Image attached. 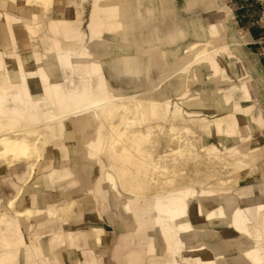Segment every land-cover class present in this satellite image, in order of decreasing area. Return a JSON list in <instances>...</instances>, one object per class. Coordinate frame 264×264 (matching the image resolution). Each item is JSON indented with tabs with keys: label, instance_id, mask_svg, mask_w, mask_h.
Masks as SVG:
<instances>
[{
	"label": "bare ground",
	"instance_id": "1",
	"mask_svg": "<svg viewBox=\"0 0 264 264\" xmlns=\"http://www.w3.org/2000/svg\"><path fill=\"white\" fill-rule=\"evenodd\" d=\"M56 1L60 0L0 1V6H4L6 10L9 7L12 11L10 14L0 10L11 42L10 47L0 46V55L3 56L0 57V71L4 72L0 73V150L3 155H8L9 165L26 158L31 152L36 153L34 160L25 162L26 170L18 174L22 185L6 202L15 211L16 219L9 220L7 212L0 213V264L19 263L17 250L24 242L23 231L28 227L32 232L35 227L30 222L21 223L22 218L27 220L25 215L31 214L37 221L36 216L46 214L50 218L54 212V208L16 210L13 207L34 171L42 149V137L39 133L30 141L25 136L17 135L16 132L21 127L17 125L18 121L23 118L34 121L37 126L45 127L43 132L52 135H58L66 128L73 129L77 140L71 144V149L79 154L81 161L76 162L77 165L73 168L76 175L86 182L87 190H91V176L94 174L91 156L102 153L107 145L101 132L102 125L97 121L102 117L108 119L106 125L114 151L127 163L122 168L123 174H131L130 168L133 166L146 170H163L164 166L153 159L151 149L143 143L152 131L132 127H138L143 122L147 107L152 111H159L152 119L167 120V142L173 152L187 151L189 154L191 150L182 149L181 144H176L193 143L192 139L185 136L195 133L194 128L198 127L202 131L198 133L202 143L196 145V155L191 153L187 160L191 161L194 156L202 153L213 165L216 150L213 144L216 137L214 132L221 130L223 121L221 117L218 118L219 114L208 117L209 113L202 105V100L213 96L216 98L214 106L221 109L220 93L223 87L218 84L215 76L220 72L230 79L239 71L235 63L226 61V47L223 45L196 40L178 43L185 34L199 37V30L203 28H208L210 34L215 35L217 27L207 22L203 24L200 18L193 17L190 13L192 8L184 10L174 6L173 14H169L166 0H108L106 3L95 0L84 29L71 24L74 22L68 16L70 14L61 26H58L60 18L56 17L57 27L53 26L52 29L65 32V38L75 40L73 44L64 48L59 44L60 38L53 35L49 37V44L47 42L42 48L34 50L31 46L29 53L21 55L14 42L12 25L16 26L17 31H25V24L40 18ZM67 2L70 3L69 0ZM100 4L109 7L110 12L117 17L115 24L112 21L106 24L100 20L97 10ZM37 6L42 11H33ZM17 8H22L26 13L16 15L14 11ZM25 33L28 37L27 31ZM119 40L125 42L120 43ZM154 40H163L165 44L172 46L159 49L152 43ZM157 49L158 52H153ZM185 72H189L192 77L190 85H198L205 80L202 88L195 87L190 91L180 92ZM210 85H216L217 91L210 90ZM172 94L177 95L176 101L171 98ZM233 120L236 123V118ZM177 121L182 124L177 125ZM240 121L242 125L249 124L244 118ZM225 130L228 131L226 128ZM83 142L91 149L86 150ZM115 144L119 148L116 149ZM166 151L167 149L162 153ZM100 163L104 170L101 173L99 191L105 218L119 224V227L132 224L131 227L135 228L131 232H124L120 238L122 242L132 245L135 236L147 235L155 240V247L161 248L164 237L179 240V243L172 244L174 256L170 261L148 258L150 264L215 263L213 251L227 249L226 244L221 241L214 244V240L218 239V231L228 236L233 235L238 248L249 250L256 264H264L262 243L252 239L242 240L234 235L249 229L258 235L263 231L264 204L245 203L253 193L261 192L260 176H253L230 190H217L216 187L226 180V177L220 175L219 168L206 172L194 183L190 175L193 168L188 165L190 162L186 167H181L180 163L172 170L184 171L185 174H171L173 180L170 181L184 183V186L138 196L124 190L134 187L133 183H138L136 176L129 179L133 183L123 181L121 185L105 169L104 162ZM200 165L202 170L205 164ZM32 198L36 199L37 204L38 197L35 193L29 199ZM91 203L93 205L92 201ZM254 221H259L261 226H252ZM63 223L54 235V239L60 244H64L63 233L65 235L69 230L63 229ZM248 223L252 224L247 227ZM90 229L95 231L93 236L96 242L100 241L104 235L102 228L94 226ZM82 231H88L85 223L70 231L68 238L72 237L75 241L80 237L77 234ZM31 235L39 242L38 232ZM37 246L38 244L33 245V254L24 252V257L32 264L37 257L45 255ZM130 248L124 252L126 264H139L145 246H134L128 253ZM216 263L220 264L221 261L216 259Z\"/></svg>",
	"mask_w": 264,
	"mask_h": 264
},
{
	"label": "crops",
	"instance_id": "2",
	"mask_svg": "<svg viewBox=\"0 0 264 264\" xmlns=\"http://www.w3.org/2000/svg\"><path fill=\"white\" fill-rule=\"evenodd\" d=\"M74 1L79 4H69L67 0L55 2L52 8L53 13H60L66 17L68 14L72 15L75 10L78 11L81 8L84 19L87 21L93 0ZM166 1L169 14L170 12L173 14L174 6L184 10L191 9L187 7V0ZM198 3L200 7L192 8L191 15L195 18H200L203 24L207 22L215 25L217 33L211 35L208 28H203L199 30V37L185 34L184 37L180 38L178 43L206 38V40L213 41L214 44L226 47V61L235 63L239 71L235 75H232L230 79L225 76L228 79L227 82L218 81L224 87L220 93L221 109L216 110L214 101L208 102L206 106L209 111L211 110L210 112H217L219 114L240 110L241 115L246 118L249 127L252 128L251 149L256 150V159L262 162L264 161V55L260 54L261 44L259 42L264 37V32L258 22L259 5L253 0H198ZM10 10L8 7L7 12L11 14L12 11ZM14 12L18 16L26 13L22 8H17ZM0 21V46L10 47L11 42L8 28L1 16ZM12 31L15 36L14 42L19 48V53L24 55L30 52L21 48L26 45L21 41L24 38L23 36H25L26 40L28 39L25 31H17L14 24L12 25ZM168 46L172 45H163V47ZM56 142L54 141L51 143V146L44 148L40 158L36 161L32 177L23 186L22 192L16 198L15 208L24 210L32 207L44 210L59 208L61 205L75 200V204L70 208L71 211L66 214L68 215V219L64 220V223L62 222V227L63 229L75 230L79 225L85 223L88 231H82L80 234L76 233L77 236H80L75 241L76 245L68 246L53 240L55 232L61 228V221L58 219L60 215L54 216L55 218H49L46 214L36 216L38 217L37 221H34V216L29 217L26 221L22 218L21 223L28 224L30 222L35 227H33L32 232L28 227L23 231L24 242L18 247L19 250H17L20 259L19 263L12 262L9 264H32V262H29L24 257V252L27 251L33 254V245L37 244V248H40L45 255L37 257L34 264H125L123 262L125 250L134 246H146L147 238L135 236L132 245L122 242L120 238L125 233L118 229L119 224L116 225L117 229H115L107 222V218H105L106 214L96 205L92 206L90 199L86 198L89 192L87 191L85 182L79 180L75 173L73 174V179L76 183L72 186L68 183L69 178L65 180L55 179L52 182L49 177L51 170H62L65 168L72 170L73 165H77L73 161V159H76V152L69 148L68 143L63 141V144L67 146V150H62L56 145ZM64 151H66V156H64ZM66 158L69 161L67 164H65ZM19 166V163L11 167L3 162L0 164V197L3 196L1 192H5V196L11 198L15 193L11 185L13 184L15 191L22 185L17 179L16 174L22 173V170L26 167V163L21 170L17 171L18 169L16 168ZM14 171L17 173L15 175L13 173L11 185L10 182L6 184L5 181L8 178V174ZM257 172H259L261 179L262 192L264 191V166L260 167ZM61 184L63 185L61 186ZM261 192L256 191L253 193L250 200L245 203L255 204L262 202L264 204V192ZM33 193L38 197L37 204L34 207L29 201ZM94 226L104 229V235L97 242L93 233L89 231ZM34 232L40 234L38 243L31 235ZM238 254L240 253L235 250L231 255ZM231 255H228V257H231ZM55 256H57V259ZM245 264L249 263L246 262Z\"/></svg>",
	"mask_w": 264,
	"mask_h": 264
},
{
	"label": "rangeland",
	"instance_id": "3",
	"mask_svg": "<svg viewBox=\"0 0 264 264\" xmlns=\"http://www.w3.org/2000/svg\"><path fill=\"white\" fill-rule=\"evenodd\" d=\"M1 1V0H0ZM61 2L63 0H60ZM70 3H76L79 4L78 2H75L74 0H69ZM95 1V0H93ZM93 1H92V7L91 10L93 9ZM99 3H106L108 0H98ZM57 2V1H56ZM97 2V0H96ZM52 7H50L47 11H44L42 13V16L40 18H36L33 20H30L29 24H25L23 27L25 29V31H27L28 33V39L30 40H26L25 36H23V40H21L23 43H25L26 45H24L23 47H21L23 50H27L30 51L31 50V46H33V50L34 48H42V45L46 44L49 41V37L50 36H58L59 39V44H61L62 47L66 48L69 45L73 44V42L75 41L74 39H67L65 38V32L63 31H59L56 29H52L53 26L57 27V23L55 22L56 17L58 16L60 18L61 23L58 26L63 25L62 23L64 21H66L67 16H62V14L60 13H53L52 11ZM0 10H4L7 12V10L5 9L4 6H0ZM90 10V12H91ZM97 10L99 11V16H100V20L105 22L106 24L108 22H111L113 24H115L117 17L110 12V8L109 7H105L103 5L100 4V7L97 8ZM28 11L29 10L28 8ZM35 12H40L42 11V8L40 6H37L34 8ZM73 11V10H72ZM89 12V14H90ZM17 15V14H16ZM71 19L72 22L71 24H75L77 25V27L84 29L87 27V21H85L84 16H83V10L80 8L78 11L75 10L74 13H72V15H68ZM35 18V17H34ZM23 23V22H22ZM104 33L106 34V31L104 30ZM48 37V38H46ZM199 41L201 43L209 41L205 39H200V40H196ZM31 42V44H30ZM120 43L125 42L124 40H119ZM155 46L162 48L163 45L165 44L163 40H154L152 42ZM159 43V44H158ZM49 44V42H48ZM152 44V45H153ZM217 45V44H215ZM27 48V49H26ZM146 48V47H145ZM159 49L153 51V52H158ZM29 53V52H28ZM152 53V52H150ZM190 56H192V54H189ZM0 57H3L0 55ZM227 59V58H226ZM0 73H4L3 71H0ZM188 73V74H187ZM183 81L181 86V90L180 92L183 91H190L193 88H202L204 81L198 83V85H190L189 80L192 78L190 76L189 72H185L183 75ZM217 82H227L228 79H226L225 75L223 73H218L215 76ZM5 79V78H2ZM1 79V80H2ZM222 80V81H221ZM243 80V79H242ZM218 82V84H219ZM232 83V82H231ZM186 84V85H185ZM217 84V85H218ZM211 89L210 90H214L217 91V87L216 85H210ZM224 88V87H223ZM222 88V89H223ZM187 89V90H186ZM219 91V90H218ZM209 95V93H208ZM171 98L173 100H177V95L172 94ZM215 97L210 96L208 98L204 97V100H202V105H204V107H206V111L209 113L208 117H212L214 115H217L219 113L217 112H210L208 107L206 106L208 102H213L215 101ZM216 110H220V109H216ZM159 113L158 110L152 111L150 109V107L146 108V113L144 114V120L142 123H140L137 126H132L133 129L134 128H140L141 130H149L152 131L150 136L148 138H151L150 140H148V138H146L143 143L145 144V147L150 148L151 152H152V157L153 159H155V161L161 163L164 167L162 168L163 170H146L144 168H135L134 166L130 168L131 170V174H123V170L122 168H124L126 166L127 163H124L120 157L119 154L116 153V151H114L112 144L110 142V135L108 134V129H107V125L106 123L108 122L107 117H102V119L97 120L99 124H101V132L104 134V139H105V143L107 145H105V147L102 149V153H95L92 154L91 159H92V170L94 171L93 176H91V181H92V185H91V190H87L89 193H87L86 198L90 199L93 202V207L96 205L101 211H102V204H103V200L101 197V194L99 191L100 188V183H101V173L104 170L103 167H101V161L104 162L105 164V169H107L109 172H111L116 178L117 182L121 185H123V181H127V182H132V177L136 176L139 181L138 183H133L135 186L134 187H128L125 188L124 190L131 193V194H135V195H148L150 193H161V192H165L166 190L172 189V188H178V187H182L185 184L184 183H173L170 180H173V177H171V174H185L184 171H173V167L179 165L180 163L182 164L181 167H186L187 163L190 167L193 168V171L190 173L191 177L193 178L194 183H196L198 181V179L205 174L206 172L209 173L211 171H213V169L215 170L219 168L220 171V175L223 177H226L225 182L222 185H219L218 187H216L217 190L219 189H232L238 185H240L241 183H243L245 180L253 177V176H259V172L258 169L260 167H263L264 164L262 162L257 161L256 156V150L255 149H251V141H252V136H253V132H252V128L249 127V124L245 123V125H242L241 123V119L244 118L246 120V118L241 115L240 110L239 111H231V112H226V113H222L218 115V118L221 117V120L223 121V125L221 127L220 131L214 132V134L216 135L215 137V141L213 142L214 147L216 148L215 150V155L214 159H213V165L209 163V161H207L206 156H204L202 153L198 154V156H194V158L191 161H188L187 158L188 156L192 153L193 155H196L197 149H196V145H201L200 143V139H199V134L200 132H202L198 127L194 128L195 133H192L190 135H186L185 137L192 139L193 143H189L186 144L185 142H178L176 145L181 144V148L182 149H189L191 150V152H189V154H187V151L185 152H173L167 142V120L165 118H160V119H152L151 117H155V115H157ZM239 114V115H238ZM236 116V117H235ZM141 117V116H140ZM147 117V118H146ZM227 117V118H225ZM236 118V123L234 122V118ZM5 122V121H4ZM3 122V123H4ZM34 121L28 120L26 118L21 119L20 121H18L17 125L19 124L21 127L19 128L20 130L17 133V135H21V136H25V138L27 140H32L35 138V136L37 135V133H39L42 137V140L40 142V146H41V150H40V154H42L43 150L45 147L51 146V143L54 141L56 142V145H58L60 147V149L62 150H67L65 146V144H63V141H66L69 145V148H71V144L75 143L77 139H75V133L73 131V129H65L63 130L62 133L60 134H54L52 135V133H48V132H43L45 127L43 126H37L36 123H33ZM199 123H202L201 121ZM158 124V125H157ZM182 124L181 121H177V125ZM232 125H234V127H231ZM6 126V124L4 125ZM198 128V130H197ZM225 128L228 130L226 131ZM41 132V133H40ZM199 133V134H198ZM199 135V136H198ZM193 137V138H192ZM194 138L196 140H194ZM64 139V140H63ZM204 143V142H203ZM84 144V148L86 150H90L91 147L88 146V144L86 142H83ZM206 145H209V143H207ZM116 149L119 148L118 144H115ZM165 149H167V151L165 153H162ZM181 149V150H182ZM180 150V151H181ZM73 151V150H72ZM76 152V151H74ZM41 156V155H40ZM64 156H66V151H64ZM36 157V153L31 152V154H29V156H27L26 158H21L18 161L13 162L12 165H16L17 163H19V167H17L16 169H18L17 171L21 170L22 167H24L25 162L27 161H32L34 160ZM8 155H3V152H1L0 150V164L6 163L7 166H12L9 165L7 162L8 159ZM65 164L69 163L68 159H65ZM68 161V162H67ZM74 162H81L80 161V157L79 154H76V159H73ZM205 164L204 167L202 168V170L200 169V164ZM27 165V164H26ZM74 166V165H73ZM127 167H130L129 165ZM246 167V168H245ZM27 167H25L23 170L25 171ZM222 169V170H221ZM92 171V172H93ZM175 172V173H172ZM14 175L17 173L16 171L9 173L8 174V178L5 181L6 184L11 185L12 182V175ZM76 172L74 170V168L72 170L65 168L62 170H56L53 169L50 171L49 173V177L52 180V182H54L55 179L57 180H63V179H67L69 178L70 182V186H72L73 184L76 183V181L73 179V174ZM21 174V173H20ZM33 173L31 174L30 178L32 177ZM19 175L16 174L17 179L19 180L20 184L22 183V180H20L18 178ZM77 178H79V180H82L80 177H78L76 175ZM83 182H85L84 180H82ZM86 184V182H85ZM129 184V183H128ZM13 188V191L16 193L13 184L11 185ZM87 186V185H86ZM264 192V191H262ZM261 192V193H262ZM2 193V197H0V213L2 212H7L8 213V217L9 220H15V211L10 208V206H8V204L6 203L9 197L5 196V192H1ZM14 193V194H15ZM138 195V196H139ZM31 205L34 207L36 204V199L33 200L30 199L29 200ZM75 200L73 202H69L66 204L61 205L59 208H54V212L51 214L50 212V218L52 217H56L58 215L59 216V220L61 221V223L64 220L68 219V214L71 211V206L75 204ZM16 204V200L14 202ZM15 204H13L15 207ZM8 206V207H7ZM92 207V208H93ZM32 208V207H30ZM37 208H32V210H36ZM42 209V208H38ZM50 210H52L53 208H48ZM70 209V210H69ZM96 209V208H95ZM16 210H21L19 208H16ZM34 213V211L32 212ZM94 216V214H92ZM13 218H12V217ZM27 219H29V217H31L32 215H25ZM54 217V218H55ZM94 219H96L94 217ZM35 221V219H34ZM107 222L113 226L115 229H117L116 225L114 222H112L110 219H107ZM125 223V222H124ZM32 224V223H31ZM126 224V223H125ZM252 223H248L247 227L249 225H251ZM34 226V225H33ZM132 224H126L123 225L121 227L118 226V229H120L123 232H131L132 229H135L134 227H131ZM252 226H256V227H260L261 224L259 221H254ZM263 231L260 233V235H258V233H253L250 231H245V232H237V234L234 235H238L239 237H241L242 240H246V239H252L255 242H259L262 243V248L264 249V226H262ZM51 230V229H50ZM52 231V230H51ZM70 231L73 230H68L65 232V235L63 233V239H64V244L68 245V246H72L75 245V241H73V238H68V234L70 233ZM90 232L94 233L95 231L93 230H89ZM102 231L104 232V229H102ZM53 232V231H52ZM145 238H147V244L145 246V249L143 250V255H142V260L139 262V264H150L148 258H154V259H159L160 261H170L172 259V257L174 256V252L172 249V244L173 243H179V240H175V238H171V237H164L162 240V247H155L154 246V242L155 240L153 238H151L150 236H144ZM55 240V239H53ZM153 241V242H151ZM223 242L226 244L227 249L219 251L218 250H214V258L215 259V263H204V264H217L216 263V259L220 260L221 263L220 264H245L246 262H248L249 264H256V262H254L251 253L249 252V250H243L241 248H238L237 245L234 243L233 241V235L228 236L226 235L224 232L222 231H218V239L214 240V244H218L219 242ZM151 242V243H150ZM36 244V243H35ZM150 245H153L152 248H150ZM21 246V245H20ZM19 246V247H20ZM233 247V248H232ZM134 249V247L130 248V250L128 251V253L130 251H132ZM235 250L238 251V255H231L232 252H234ZM228 255H231V257H228ZM177 256V254H176ZM56 257V256H55ZM246 261V262H245ZM123 262L126 264V258H125V254L123 255ZM187 264V263H185ZM219 264V263H218Z\"/></svg>",
	"mask_w": 264,
	"mask_h": 264
},
{
	"label": "built area",
	"instance_id": "4",
	"mask_svg": "<svg viewBox=\"0 0 264 264\" xmlns=\"http://www.w3.org/2000/svg\"><path fill=\"white\" fill-rule=\"evenodd\" d=\"M259 5V15L258 22L260 26L263 28L264 32V0H253ZM261 44L260 54L264 55V37L259 42Z\"/></svg>",
	"mask_w": 264,
	"mask_h": 264
},
{
	"label": "clouds",
	"instance_id": "5",
	"mask_svg": "<svg viewBox=\"0 0 264 264\" xmlns=\"http://www.w3.org/2000/svg\"><path fill=\"white\" fill-rule=\"evenodd\" d=\"M187 6L189 8H199L200 7L198 0H187Z\"/></svg>",
	"mask_w": 264,
	"mask_h": 264
}]
</instances>
